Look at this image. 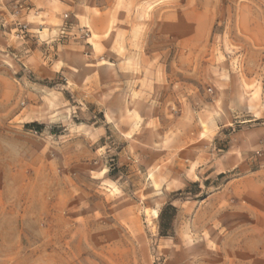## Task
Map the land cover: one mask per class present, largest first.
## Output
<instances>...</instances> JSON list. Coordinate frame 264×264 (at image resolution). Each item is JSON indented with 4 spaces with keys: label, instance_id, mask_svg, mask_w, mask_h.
Returning a JSON list of instances; mask_svg holds the SVG:
<instances>
[{
    "label": "rangeland",
    "instance_id": "1",
    "mask_svg": "<svg viewBox=\"0 0 264 264\" xmlns=\"http://www.w3.org/2000/svg\"><path fill=\"white\" fill-rule=\"evenodd\" d=\"M51 2L0 0V264H264V0Z\"/></svg>",
    "mask_w": 264,
    "mask_h": 264
},
{
    "label": "crops",
    "instance_id": "2",
    "mask_svg": "<svg viewBox=\"0 0 264 264\" xmlns=\"http://www.w3.org/2000/svg\"><path fill=\"white\" fill-rule=\"evenodd\" d=\"M60 6L59 7H61V8H65L66 6H69V5H71V4H73L74 6H75V2H77L78 0H55ZM37 2H39L40 4H41V6L42 7H47L48 5V7L49 8H51L52 6H54V5H57V4H55V3H53L52 4V2H51V0H37ZM51 3V4H50ZM29 4L32 6L33 4H32V0H29ZM78 8L79 9H83V8H85V6L83 7V6H81V5H78ZM79 11V10H78ZM80 12V11H79ZM81 13L82 12H80V14L78 13V15H76V17H72L71 16V20L72 21H74V22H76L77 23V25L80 23V24H82V22L84 21L85 23L83 24V25H86L87 26V24H88V19L90 20H92V19H94V17H96V15L94 14V12H92V11H90L89 12V18L88 17H86V18H82V15H81ZM51 14H55V13H49V15H51ZM111 14V13H110ZM104 15V17L106 16V17H108L109 16V14H103ZM102 18H104L103 16H101ZM100 17V18H101ZM83 19V20H82Z\"/></svg>",
    "mask_w": 264,
    "mask_h": 264
},
{
    "label": "trees",
    "instance_id": "3",
    "mask_svg": "<svg viewBox=\"0 0 264 264\" xmlns=\"http://www.w3.org/2000/svg\"><path fill=\"white\" fill-rule=\"evenodd\" d=\"M169 210L175 211V208H173L172 206L168 205L167 207H165V209L162 211L161 215H160V220H161V229L162 231L165 230V226H164V221L167 215V212ZM166 223V222H165ZM163 225V226H162Z\"/></svg>",
    "mask_w": 264,
    "mask_h": 264
},
{
    "label": "built area",
    "instance_id": "4",
    "mask_svg": "<svg viewBox=\"0 0 264 264\" xmlns=\"http://www.w3.org/2000/svg\"><path fill=\"white\" fill-rule=\"evenodd\" d=\"M18 13H19V11L16 10V11H15V14H18ZM20 27H21V28H20L21 31L27 30V26H25V25H20Z\"/></svg>",
    "mask_w": 264,
    "mask_h": 264
}]
</instances>
